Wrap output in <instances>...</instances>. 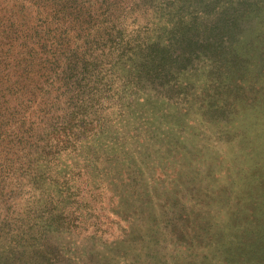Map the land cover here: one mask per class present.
Here are the masks:
<instances>
[{
    "label": "rangeland",
    "instance_id": "obj_1",
    "mask_svg": "<svg viewBox=\"0 0 264 264\" xmlns=\"http://www.w3.org/2000/svg\"><path fill=\"white\" fill-rule=\"evenodd\" d=\"M188 1L202 23L188 27L183 48L179 37L173 44L181 53L198 52L187 68L199 71L188 81L193 88L182 94L160 80L143 84L142 91L161 98L145 100L152 117L160 115L149 121V135L129 123L128 141L112 129L107 101L94 102L103 92L92 99L91 91L75 93L87 101L85 123L76 129L89 138L59 156L70 172L72 215L53 222L51 204L35 198L1 205L14 224L25 213L29 222H43L42 264H264V0ZM56 96L53 89L45 97L55 105L43 122L62 123L79 111L76 101L67 106L66 95L58 102ZM55 137L61 141V129ZM116 138L126 153L117 154ZM33 204L39 212L30 221ZM6 231L0 225V237Z\"/></svg>",
    "mask_w": 264,
    "mask_h": 264
},
{
    "label": "trees",
    "instance_id": "obj_2",
    "mask_svg": "<svg viewBox=\"0 0 264 264\" xmlns=\"http://www.w3.org/2000/svg\"><path fill=\"white\" fill-rule=\"evenodd\" d=\"M184 2L0 0V225L8 229L7 237H0V264L46 261L43 222H29L25 213L24 220L15 219L14 224L7 217L9 209L2 214V204L18 196L35 198V202L51 204L53 222L62 215H72L68 210L73 202L72 189L68 187L70 172L62 168L59 156L70 154L89 138L85 130L76 129V124L85 123L87 101L80 95L74 99L75 93L91 91L92 99L94 92H103L105 97L99 96L94 102L107 101L112 129L124 138L131 127L129 123L135 125L137 134L149 135V121L160 115L152 117L155 112L145 105V100L148 96L153 101L161 98L142 91L143 84L160 80L164 89H178L182 94L191 86L190 76L199 71H188V63L192 65L191 56L198 52H178L173 39L179 37L178 43L183 45L188 27L202 22L188 10L192 4ZM53 89L57 102L66 95L65 105L76 101L79 108L62 117L65 124L59 129L56 127L64 122L54 125L51 118L42 121L53 112L54 101L45 98ZM135 106L140 110L131 111ZM60 129L61 141L55 137ZM121 140L113 141L117 154L127 150ZM27 181L35 188L32 193ZM34 207L35 204L27 210ZM32 211L35 216L30 221L39 209ZM9 234L14 237L11 243ZM19 252L22 259L16 261ZM30 258H34L33 263Z\"/></svg>",
    "mask_w": 264,
    "mask_h": 264
}]
</instances>
